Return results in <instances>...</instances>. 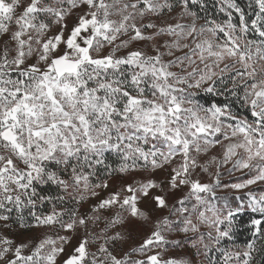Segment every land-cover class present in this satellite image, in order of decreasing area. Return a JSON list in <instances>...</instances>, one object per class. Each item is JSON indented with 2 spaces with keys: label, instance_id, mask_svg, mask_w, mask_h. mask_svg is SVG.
<instances>
[{
  "label": "snow or ice",
  "instance_id": "obj_1",
  "mask_svg": "<svg viewBox=\"0 0 264 264\" xmlns=\"http://www.w3.org/2000/svg\"><path fill=\"white\" fill-rule=\"evenodd\" d=\"M0 264H264V0H0Z\"/></svg>",
  "mask_w": 264,
  "mask_h": 264
},
{
  "label": "rangeland",
  "instance_id": "obj_2",
  "mask_svg": "<svg viewBox=\"0 0 264 264\" xmlns=\"http://www.w3.org/2000/svg\"><path fill=\"white\" fill-rule=\"evenodd\" d=\"M244 239H245L244 236H241V237H240V240H241V241H243ZM176 254H178V255H182V254H184V251L181 250V249H177V250H176Z\"/></svg>",
  "mask_w": 264,
  "mask_h": 264
}]
</instances>
